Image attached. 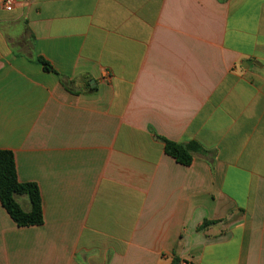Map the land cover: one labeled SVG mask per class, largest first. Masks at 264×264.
Instances as JSON below:
<instances>
[{"label":"crops","instance_id":"0c3cea01","mask_svg":"<svg viewBox=\"0 0 264 264\" xmlns=\"http://www.w3.org/2000/svg\"><path fill=\"white\" fill-rule=\"evenodd\" d=\"M3 2L0 264H264V0Z\"/></svg>","mask_w":264,"mask_h":264},{"label":"trees","instance_id":"16d2710c","mask_svg":"<svg viewBox=\"0 0 264 264\" xmlns=\"http://www.w3.org/2000/svg\"><path fill=\"white\" fill-rule=\"evenodd\" d=\"M42 68L47 72H54L44 59L36 57ZM67 90L72 82H62ZM164 152L177 163L188 166L192 161V153L198 150V145L189 143L186 145L162 139ZM26 196L29 201V210L22 209L17 197ZM0 204L10 219L18 227H32L43 224L42 201L39 189L31 182H19L16 176L14 156L12 152L0 150Z\"/></svg>","mask_w":264,"mask_h":264},{"label":"built area","instance_id":"2783aa9c","mask_svg":"<svg viewBox=\"0 0 264 264\" xmlns=\"http://www.w3.org/2000/svg\"><path fill=\"white\" fill-rule=\"evenodd\" d=\"M3 4H4V9L6 11L12 10L13 0H4ZM177 264H190V263H188V262H178Z\"/></svg>","mask_w":264,"mask_h":264},{"label":"water","instance_id":"95a60500","mask_svg":"<svg viewBox=\"0 0 264 264\" xmlns=\"http://www.w3.org/2000/svg\"><path fill=\"white\" fill-rule=\"evenodd\" d=\"M248 63H250V62H248ZM90 83H93L92 81H90Z\"/></svg>","mask_w":264,"mask_h":264}]
</instances>
